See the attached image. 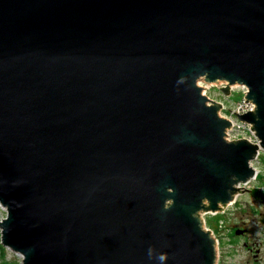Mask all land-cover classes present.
Segmentation results:
<instances>
[{
  "label": "water",
  "instance_id": "1",
  "mask_svg": "<svg viewBox=\"0 0 264 264\" xmlns=\"http://www.w3.org/2000/svg\"><path fill=\"white\" fill-rule=\"evenodd\" d=\"M201 80L247 86L259 141L229 138ZM260 149L264 0H0V239L19 264H219L203 214L247 191Z\"/></svg>",
  "mask_w": 264,
  "mask_h": 264
},
{
  "label": "rangeland",
  "instance_id": "2",
  "mask_svg": "<svg viewBox=\"0 0 264 264\" xmlns=\"http://www.w3.org/2000/svg\"><path fill=\"white\" fill-rule=\"evenodd\" d=\"M225 83L226 82L221 80L217 82L200 81V84L204 86L203 91L211 99H216L223 103V107L220 111L221 114L229 119L233 117L238 120V122H241L237 111L243 110L242 108H238V106L244 101V97L246 98V87L241 84L231 85L232 91L229 94H225L222 90V86H224ZM242 106L250 110L253 108L251 103L244 104L243 102ZM236 120L235 124L232 126V130L230 129L229 131L230 136L232 138H239L246 134H250L248 128L241 129ZM253 166L255 169L260 170V172L258 176L255 175L248 183L241 184L242 186H246L245 189L247 191L239 192L236 199L230 202L223 211L215 213L205 212L203 214L206 222L205 225L213 230L214 235L218 239L219 264H264V224L257 226L255 223L256 214L252 213V205H254L255 201L260 200V198H255V195L257 193L260 195L264 194V149L261 150L259 155L257 154ZM257 204L261 205V208L264 210L263 202H258ZM6 213L5 207L0 204V219L5 216ZM244 223L250 226V231L248 233L238 232V228H242V226L245 225ZM256 241L263 242L261 244L260 260H255L254 251H250V246ZM246 242L248 244H246ZM0 244L2 245V247H0V256L4 252L9 259H14L17 262L21 261V256L4 245L1 239Z\"/></svg>",
  "mask_w": 264,
  "mask_h": 264
},
{
  "label": "flooded vegetation",
  "instance_id": "3",
  "mask_svg": "<svg viewBox=\"0 0 264 264\" xmlns=\"http://www.w3.org/2000/svg\"><path fill=\"white\" fill-rule=\"evenodd\" d=\"M258 188H259V186H258ZM258 194L259 193H257L255 195V198H260V200H257V201L264 203V194L263 195L262 194L258 195ZM257 201H255L254 205H252L253 206L252 213L256 214V216H255L256 225L261 226L264 224V210L261 208V205L257 204L258 203ZM238 230L241 231V233H248L250 231V226L245 224L242 226V228H238ZM263 232H264V228H263ZM262 243H263L262 241H256V242H254L253 245L250 246V251H254L255 260L261 259V248H262L261 244ZM246 244H248V243L246 242Z\"/></svg>",
  "mask_w": 264,
  "mask_h": 264
},
{
  "label": "built area",
  "instance_id": "4",
  "mask_svg": "<svg viewBox=\"0 0 264 264\" xmlns=\"http://www.w3.org/2000/svg\"><path fill=\"white\" fill-rule=\"evenodd\" d=\"M203 84V83H202ZM241 85H243V84H241ZM243 86H245V85H243ZM246 87V91H245V94L247 93V90H248V88H247V86H245ZM216 100V99H215ZM244 104H247V103H251V105L253 106V108L255 107V103L253 102V101H250V100H247L245 97H244ZM243 102H241L240 104H239V106H238V108H242L243 110L241 111V110H238L237 112L238 113H243L244 111H247V110H250L249 108H246V107H244V106H242L243 105ZM253 108H251V109H253ZM221 113V112H220ZM223 115V114H222ZM224 116V115H223ZM226 117V116H225ZM235 120L236 119H234L233 117H232V119H231V125L229 126V129H228V135H229V138L230 139H237V138H235V137H231L230 136V134H229V131H230V129L232 130V126L235 124ZM241 120V119H240ZM237 121V123H238V125H239V127L242 129V128H248V130H249V132H250V134H246L245 136H243V137H245V138H248V139H250L251 141H254V142H257V141H259V138L256 136V134H255V131H254V129L252 128V124L251 123H249V122H246V121H243V120H241V122H238V120H236ZM239 138H241V137H239ZM256 140V141H255ZM261 150L262 149H260V151H259V153H258V155L261 153ZM255 164V163H254ZM256 166V165H255ZM257 167V166H256ZM258 168V167H257ZM259 172H260V170L259 171H257V176H258V174H259Z\"/></svg>",
  "mask_w": 264,
  "mask_h": 264
},
{
  "label": "trees",
  "instance_id": "5",
  "mask_svg": "<svg viewBox=\"0 0 264 264\" xmlns=\"http://www.w3.org/2000/svg\"><path fill=\"white\" fill-rule=\"evenodd\" d=\"M0 247H2V245L0 244ZM0 264H19V262H17L14 259H9L6 254L3 252L0 256Z\"/></svg>",
  "mask_w": 264,
  "mask_h": 264
},
{
  "label": "bare ground",
  "instance_id": "6",
  "mask_svg": "<svg viewBox=\"0 0 264 264\" xmlns=\"http://www.w3.org/2000/svg\"><path fill=\"white\" fill-rule=\"evenodd\" d=\"M234 85H235V84H234ZM253 162H254V160L251 161L252 165H253ZM257 171H259V170L256 169V174H257ZM256 174H255V175H256ZM252 178H253V177H252ZM250 180H251V179H250ZM250 180H249V181H250ZM249 181H248V182H249Z\"/></svg>",
  "mask_w": 264,
  "mask_h": 264
},
{
  "label": "clouds",
  "instance_id": "7",
  "mask_svg": "<svg viewBox=\"0 0 264 264\" xmlns=\"http://www.w3.org/2000/svg\"><path fill=\"white\" fill-rule=\"evenodd\" d=\"M161 259H163V257H161Z\"/></svg>",
  "mask_w": 264,
  "mask_h": 264
}]
</instances>
